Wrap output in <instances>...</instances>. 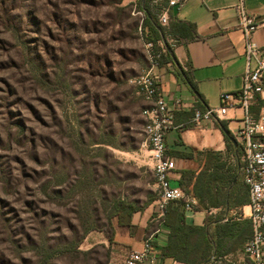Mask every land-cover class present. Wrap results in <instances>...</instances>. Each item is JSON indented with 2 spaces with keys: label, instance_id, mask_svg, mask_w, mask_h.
<instances>
[{
  "label": "rangeland",
  "instance_id": "rangeland-1",
  "mask_svg": "<svg viewBox=\"0 0 264 264\" xmlns=\"http://www.w3.org/2000/svg\"><path fill=\"white\" fill-rule=\"evenodd\" d=\"M134 8L0 0V264H40L79 241L54 264H107L85 231L98 228L96 242L117 202L157 197L144 98L128 83L147 65Z\"/></svg>",
  "mask_w": 264,
  "mask_h": 264
},
{
  "label": "crops",
  "instance_id": "crops-1",
  "mask_svg": "<svg viewBox=\"0 0 264 264\" xmlns=\"http://www.w3.org/2000/svg\"><path fill=\"white\" fill-rule=\"evenodd\" d=\"M124 1L136 7L140 0ZM238 3L239 0H185L182 5L169 10L170 22L173 20L192 22L197 27L198 35L196 39L175 48L174 63L164 62L155 71L159 78V90L165 95L169 104L172 106L176 100L180 99L186 105L176 112L175 127L166 136L168 153L184 151L186 154V157L172 156L176 161V170L171 176L172 184L175 186H179L183 170L200 171L208 159L219 157L220 162H225L227 167L239 166L238 157L229 147L221 125V122H224L231 134L235 136L242 127L244 118V110L239 104L230 108L227 115L221 120L205 121L200 125L191 122L196 109L217 108L222 104V94L230 93L238 97L243 88V77L247 66L246 38L240 27L237 12ZM248 11L264 19V1L255 0ZM254 39L260 47L264 46V27L257 30ZM187 75L196 84V90L191 86ZM143 102L145 106L141 109V117L145 124L142 112L151 104L145 99ZM234 147L236 150L239 148L235 145ZM148 153L150 155L149 151ZM213 170L211 168L210 172ZM156 201L157 197L148 207L136 212L132 216L131 226H120L115 222L112 243L103 232H99L95 236L98 239L96 242L94 237L89 234L85 238L88 246L84 249L89 251L97 244L103 245L107 252L109 251L107 264H124L128 253L141 249L145 236L156 229L157 223L153 220ZM212 210L214 213L200 208H196L194 211L186 210L187 224L205 226L209 214L216 216L221 212L219 208ZM242 213V218L250 220L248 217L249 205L244 207ZM229 215H232L234 220H240L236 210L231 212L226 210L225 218ZM227 221L228 219H224L222 222L226 223ZM125 227L128 228V232L123 233L119 230ZM166 228L167 239L156 246L157 260L155 264H189L171 258H163L162 249L168 244L171 232V227L168 224ZM82 245L84 247V244ZM244 245L246 244L238 245L234 251L219 260L213 256L210 263L211 261H225L229 264H251L244 254Z\"/></svg>",
  "mask_w": 264,
  "mask_h": 264
},
{
  "label": "built area",
  "instance_id": "built-area-1",
  "mask_svg": "<svg viewBox=\"0 0 264 264\" xmlns=\"http://www.w3.org/2000/svg\"><path fill=\"white\" fill-rule=\"evenodd\" d=\"M162 0H154L159 4ZM185 0H165L159 21L163 26L170 22L169 10L180 6ZM237 12L240 27L246 38L247 66L243 77V88L235 97L230 93L221 95L222 104L212 109H196L191 122L200 125L202 122L223 119L230 108L237 104L244 110L242 127L234 138L241 150L239 161L242 164V175L250 192V213L248 217L253 224V236L244 248L245 256L251 264H264V46L260 47L254 39L257 30L264 27V19L249 13L245 0H239ZM134 14L139 16V34L144 45L147 60L145 69L128 79L136 93L151 104L142 115L145 119L143 133L144 146L150 152V160L155 175L157 201L153 220L157 227L144 238L143 247L128 253L124 264H155L156 246L167 239L166 212L171 202H182L186 210L194 211L197 200L181 187L172 184L171 176L176 170V161L168 153L166 136L175 127V115L186 105L176 100L171 106L159 90V78L155 71L162 65L167 46L177 47V41L168 36L157 42L148 39L144 27L146 13L136 6ZM237 102V103H236ZM209 213H214L210 210Z\"/></svg>",
  "mask_w": 264,
  "mask_h": 264
},
{
  "label": "trees",
  "instance_id": "trees-1",
  "mask_svg": "<svg viewBox=\"0 0 264 264\" xmlns=\"http://www.w3.org/2000/svg\"><path fill=\"white\" fill-rule=\"evenodd\" d=\"M153 1L140 0L137 4L138 8L146 13L144 27L147 30L148 39L157 42L172 36L179 46L198 37L196 25L189 21L173 20L169 22L168 26L161 25L159 15L166 3L165 0H162L159 4H153ZM175 48L166 47L162 64L164 62L174 63ZM187 79L193 89L196 90V84L188 75ZM221 125L229 147L238 157L239 166L227 167L225 162H220L219 157L212 160L208 159L200 171L183 170L179 181L181 189L190 193L197 200V208L202 210L219 208L221 212L216 216L209 214L206 218V225L199 227L187 224L186 208L182 202H171L167 207L165 219L166 224L171 227V232L168 244L162 249L163 258H171L189 264H210L213 256L219 260L234 251L238 245L247 244L253 236L252 222L248 218H242V210L250 203V192L242 175V164L239 161L241 150L240 148L235 149L231 140V138H235L227 125L224 122H221ZM169 154L173 157H186L184 151H175ZM211 168L214 170L210 172ZM236 178L237 180H235ZM154 199L148 200L141 207L132 202H117L108 217L109 229L103 228L100 231L104 232L112 243L115 222L120 226H131L132 216L148 207ZM226 210L229 212L238 211L240 220H234L232 215L225 218ZM224 219H228V221L223 223ZM97 229L88 228L85 231V236ZM80 247L81 241L69 244L60 250H48L40 264H54V260L60 253L73 251L82 253ZM107 255L109 256V251Z\"/></svg>",
  "mask_w": 264,
  "mask_h": 264
},
{
  "label": "water",
  "instance_id": "water-1",
  "mask_svg": "<svg viewBox=\"0 0 264 264\" xmlns=\"http://www.w3.org/2000/svg\"><path fill=\"white\" fill-rule=\"evenodd\" d=\"M144 1V0H143ZM232 142L234 143L235 146H238L237 142L235 139L231 138Z\"/></svg>",
  "mask_w": 264,
  "mask_h": 264
}]
</instances>
